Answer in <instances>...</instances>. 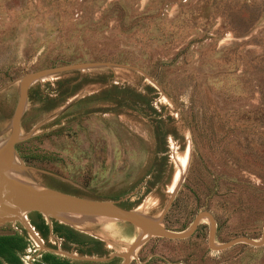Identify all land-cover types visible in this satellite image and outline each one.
Wrapping results in <instances>:
<instances>
[{"label":"rangeland","instance_id":"rangeland-1","mask_svg":"<svg viewBox=\"0 0 264 264\" xmlns=\"http://www.w3.org/2000/svg\"><path fill=\"white\" fill-rule=\"evenodd\" d=\"M244 2L254 5L240 16ZM99 62L115 66L78 65ZM50 67L64 68L26 87L12 153L17 181L109 200L173 232L207 210L215 244L261 237L264 0H0L1 155L19 79ZM26 154L39 158L25 161ZM79 218L84 237L99 243L87 256L264 264V243L209 248L205 218L186 238L152 235L134 249L133 224ZM10 229L20 224L6 222L0 233ZM40 239L62 249L59 239ZM34 253L26 250L25 264Z\"/></svg>","mask_w":264,"mask_h":264},{"label":"water","instance_id":"water-1","mask_svg":"<svg viewBox=\"0 0 264 264\" xmlns=\"http://www.w3.org/2000/svg\"><path fill=\"white\" fill-rule=\"evenodd\" d=\"M79 66L89 65H109L115 66L113 63H96V64H78ZM64 67H50L38 71H33L24 74L18 82L19 100L15 107L12 133L6 142L4 155L0 156V174L7 171L12 159L14 151L13 146L18 137L17 131L19 126V117L24 102L26 87L30 82L42 80L44 77L52 73H56ZM29 212H38L44 216L56 218L60 222L70 223L74 217L79 215L81 217H108L114 220H125L139 228V236L133 249L138 242L152 236H162L169 239H183L195 231L201 219L205 218L208 221V237L207 244L213 250H223L236 243H246L253 246H260L264 243V226L262 227L261 237L258 240L249 238L244 235L236 236L223 243L215 244V220L213 215L207 210L198 211L189 226L180 232H173L166 229L159 218L148 217L138 210L125 209L109 200H93L79 197L73 194L62 192L49 187H30L22 184L14 178L12 185L5 183L4 179L0 177V226L9 221H17L27 236L33 241L37 249L40 251L51 252L53 254L80 261L104 262L113 257H121L119 264H127L130 255L128 252H111L106 256H87L78 255L71 251H66L60 248H53L45 246L37 235V232L30 225L26 214ZM80 219V218H78Z\"/></svg>","mask_w":264,"mask_h":264},{"label":"trees","instance_id":"trees-1","mask_svg":"<svg viewBox=\"0 0 264 264\" xmlns=\"http://www.w3.org/2000/svg\"><path fill=\"white\" fill-rule=\"evenodd\" d=\"M254 3H245L241 8H238L240 16L248 14V10L253 8ZM258 58V57H257ZM22 158L34 160L39 157L31 154L22 155ZM34 216L29 217V223L37 232L40 238L45 239L49 230L58 238L61 239V248L67 249L69 244H75V251L79 254L91 255L99 244L97 240L88 237H82L72 229L51 221L49 225L44 221L42 216L33 212ZM30 245V240L26 232L20 226V229H10L5 233H0V264H24L21 257L25 254L27 247ZM88 262H78L76 260L53 254L51 252L40 251L38 256H33L31 264H88ZM107 264H116L114 259H110Z\"/></svg>","mask_w":264,"mask_h":264},{"label":"crops","instance_id":"crops-1","mask_svg":"<svg viewBox=\"0 0 264 264\" xmlns=\"http://www.w3.org/2000/svg\"><path fill=\"white\" fill-rule=\"evenodd\" d=\"M66 193H67V192H66ZM69 194H71V193H69ZM37 213H38V212H37ZM39 214L42 216V218L44 219V221L49 225V228H50V223H51V221H55V222H57V223H59V224H62V225H64V226H66V227L72 229L74 232H76V233H78V234H81V235H83V236H88V237L90 236V234H89L87 231L83 230V229L85 228V225L82 224V223H80V219H78V218H79V215L75 216V217H74L75 219L71 220L70 223H66V222H60L59 220H55V218H52V217L44 216V215H42L41 213H39ZM51 218H52V219H51ZM79 224H80V225H79ZM1 233H5V232H1ZM47 236H48V237H52V238L59 239V240L61 241V239L58 238V237H56V236H55L50 230H49ZM69 246H70L71 249H73V250L75 251V247H76L75 244H71V243H70ZM75 252H76V251H75Z\"/></svg>","mask_w":264,"mask_h":264},{"label":"bare ground","instance_id":"bare-ground-1","mask_svg":"<svg viewBox=\"0 0 264 264\" xmlns=\"http://www.w3.org/2000/svg\"><path fill=\"white\" fill-rule=\"evenodd\" d=\"M0 156H1V151H0ZM1 160V159H0ZM180 162V161H179ZM10 168L3 172L2 174H0V177L2 179H4L5 183L12 185V182H14V171L17 168L16 165H14L13 160H10L9 163ZM180 166V165H179ZM176 173V172H175ZM24 174V173H23ZM175 176V175H174ZM180 176V175H179ZM80 225V224H79Z\"/></svg>","mask_w":264,"mask_h":264},{"label":"built area","instance_id":"built-area-1","mask_svg":"<svg viewBox=\"0 0 264 264\" xmlns=\"http://www.w3.org/2000/svg\"><path fill=\"white\" fill-rule=\"evenodd\" d=\"M30 240V239H29ZM30 247L32 248V251L33 252H35L34 253V256H37L38 255V252H37V246H36V244L34 243V242H32L31 240H30V245L27 247V249L26 250H29L30 249ZM37 252V253H36ZM25 254H26V252H25ZM24 254V255H25ZM23 255V256H24ZM23 256L21 257V259L23 258ZM33 260V256H32V258H31V260L30 261H32ZM22 261H23V263L25 264V262H24V260L22 259Z\"/></svg>","mask_w":264,"mask_h":264},{"label":"flooded vegetation","instance_id":"flooded-vegetation-1","mask_svg":"<svg viewBox=\"0 0 264 264\" xmlns=\"http://www.w3.org/2000/svg\"><path fill=\"white\" fill-rule=\"evenodd\" d=\"M39 253V252H38ZM38 256V255H37Z\"/></svg>","mask_w":264,"mask_h":264}]
</instances>
